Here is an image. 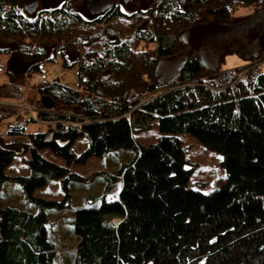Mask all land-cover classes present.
Returning a JSON list of instances; mask_svg holds the SVG:
<instances>
[{"label": "trees", "instance_id": "1", "mask_svg": "<svg viewBox=\"0 0 264 264\" xmlns=\"http://www.w3.org/2000/svg\"><path fill=\"white\" fill-rule=\"evenodd\" d=\"M22 1L0 0V56H20L29 64L23 74L28 78L31 72L41 76V64L60 52L64 66H77L79 83L72 88L54 77L38 86L55 105L39 107L32 120L49 128L28 133L29 141L1 136L3 121L19 108L0 106V187L6 179L18 181L39 209L0 208V264H57L47 225L49 211L63 203L35 192L55 178L67 190L70 179L82 177L40 150L50 148L71 163L81 137L89 146L79 160L116 149L132 150L133 157L114 174L104 173L110 185L121 181L116 199L76 211L74 264H264V50L247 69L211 72L182 39L197 23L230 21L239 7L264 9V0H185V8L180 0H153L130 12L117 0L96 18L86 15V0H61L34 14L20 8ZM142 1L149 0L131 2ZM104 31L113 38L102 36ZM8 39L17 41L14 50L2 46ZM132 41L155 47L137 49ZM181 53L190 58L180 77L157 85L158 60ZM8 73L9 80L0 81V98L21 100L22 83ZM58 100L66 108L56 110ZM152 120L161 135L145 146L134 133ZM23 123H13L7 133L27 134ZM181 132L222 154L227 177L220 189L189 187L185 148L176 136ZM20 148L31 151L30 173L8 176L3 169Z\"/></svg>", "mask_w": 264, "mask_h": 264}, {"label": "rangeland", "instance_id": "2", "mask_svg": "<svg viewBox=\"0 0 264 264\" xmlns=\"http://www.w3.org/2000/svg\"><path fill=\"white\" fill-rule=\"evenodd\" d=\"M35 0H23L20 3V8L24 10V5ZM42 7H53L58 5L61 0H39ZM87 1V0H86ZM120 1V0H119ZM142 1L138 4H125L121 0L122 9L125 12H130L136 6H145L148 4ZM86 3V2H85ZM256 6L239 7L232 14V19L248 16L258 11ZM86 10V9H85ZM87 12V11H86ZM88 17L90 16L86 13ZM212 22H220L214 19ZM119 24H115L117 29ZM101 35L108 38H113V33L104 31ZM8 39L6 44L2 45L5 48L14 50L17 47V41L10 42ZM132 46L137 49H153L154 44L144 41H132ZM66 50L65 56L69 63L74 60L73 56ZM72 52V51H71ZM63 56L58 52L52 61H44L41 68L48 75V79L58 78L60 82L72 88H78L79 76L77 66H64ZM2 68L0 70V81L6 82L9 80L8 70L12 76L22 83L23 98L16 99H1L0 106H9L19 108V112L14 116L5 119L1 125V136L6 140L14 137L20 141H29L28 133L30 132H45L48 130V125L41 121L32 120L36 116L37 110L42 105V95L38 90L40 79L39 72H31V76L24 78L23 74L28 69L29 64L14 52L2 54L0 56ZM251 60L244 59L236 53H229L220 63V71L233 67L249 68ZM66 108L62 100L57 101L55 109ZM48 110V109H47ZM50 110V109H49ZM76 110V109H75ZM24 122L25 132L27 134L10 136L7 132L9 126L15 122ZM161 135L156 120L150 121V126L136 131L134 133L135 140L145 146L155 143ZM183 142L185 148V168L190 171L189 187L204 193L220 189L226 182L227 171L222 165V154L214 149H210L199 141L192 134L181 132L176 134ZM89 146V141L86 137L78 139L73 148L77 154L76 159L68 163L65 157L56 154L50 148H43L40 153L49 161L60 166H68L70 170L82 177V179H70L68 189L64 188L63 179H52L48 184L39 187L35 196L47 200H54L63 203L61 206H54L49 211V238L56 243L57 256L55 262L57 264H74L76 261L75 248L79 239L74 234L73 225L75 213L80 208H86L94 205H99L103 199L112 201L116 199L121 190V181L114 180L110 185V181L105 177L104 173L114 174L117 169L125 162H128L133 157L132 150L116 149L112 150L103 156H91L86 160H79L82 152ZM31 151H24L20 148L13 162L4 167L3 171L8 176L28 175L30 173L29 160ZM67 193L69 199H67ZM264 205V198H263ZM16 207L28 210L32 213L38 212V205L34 202L26 200L21 184L16 180H4L0 187V208Z\"/></svg>", "mask_w": 264, "mask_h": 264}, {"label": "water", "instance_id": "3", "mask_svg": "<svg viewBox=\"0 0 264 264\" xmlns=\"http://www.w3.org/2000/svg\"><path fill=\"white\" fill-rule=\"evenodd\" d=\"M129 3L131 0H122ZM185 8V0H180ZM116 0H87L85 9L91 16L110 9ZM39 0L24 5L29 14L36 12ZM182 39L200 56L202 65L211 72L219 69L220 63L229 53H236L244 59L260 57L264 50V9L248 16L228 22L197 23L182 33ZM190 58V53H181L158 60L154 69L155 82L159 86L171 84L181 75V71ZM42 105L52 109L55 100L50 95L42 96ZM52 134L50 133L49 136Z\"/></svg>", "mask_w": 264, "mask_h": 264}, {"label": "built area", "instance_id": "4", "mask_svg": "<svg viewBox=\"0 0 264 264\" xmlns=\"http://www.w3.org/2000/svg\"><path fill=\"white\" fill-rule=\"evenodd\" d=\"M48 75L46 73L41 74L38 86H44L48 83Z\"/></svg>", "mask_w": 264, "mask_h": 264}, {"label": "flooded vegetation", "instance_id": "5", "mask_svg": "<svg viewBox=\"0 0 264 264\" xmlns=\"http://www.w3.org/2000/svg\"><path fill=\"white\" fill-rule=\"evenodd\" d=\"M131 1H132V0H131ZM131 1H130L129 3H131ZM116 2H117V0H116ZM116 2H115V3H116ZM129 3H125V4H129ZM42 5H43L42 3H39V6L42 7ZM39 9H40V7L37 8L36 12H38ZM36 12H34V13H36ZM34 13H33V14H34ZM104 13H105V12H104ZM101 14H103V13H101ZM101 14H97V15H95V16H92V18H96V17H98V16L101 15ZM90 16H91V15H90ZM118 30H119V25H118ZM69 55L72 56L71 54H69Z\"/></svg>", "mask_w": 264, "mask_h": 264}, {"label": "bare ground", "instance_id": "6", "mask_svg": "<svg viewBox=\"0 0 264 264\" xmlns=\"http://www.w3.org/2000/svg\"><path fill=\"white\" fill-rule=\"evenodd\" d=\"M100 20V19H99ZM16 92V91H15ZM43 106V105H42ZM44 107V106H43ZM46 109V108H45Z\"/></svg>", "mask_w": 264, "mask_h": 264}]
</instances>
